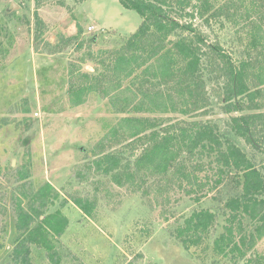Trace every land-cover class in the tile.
Wrapping results in <instances>:
<instances>
[{
  "label": "rangeland",
  "instance_id": "374dc122",
  "mask_svg": "<svg viewBox=\"0 0 264 264\" xmlns=\"http://www.w3.org/2000/svg\"><path fill=\"white\" fill-rule=\"evenodd\" d=\"M35 10V0H0V204L5 210V214L0 212V229L5 226L0 235L5 244L0 250V264H8L18 237L13 200L20 194L18 188L22 181L16 180V174L21 168H27L30 174L24 190L33 193L51 184L54 190L50 193L52 201H46V212L62 210L68 217L66 231L56 242L61 264H244L231 254L219 255L213 249V242L226 223L225 203L241 193L234 172L218 189L201 195L199 200L196 196L209 186L187 194L173 183L160 187L154 177L148 178L142 189L119 187L110 177L99 174L91 173L87 181L77 178L76 172L92 161V149L99 140L121 117L134 113L117 110L109 98L97 91L90 93L81 105L71 103L69 70L72 66L79 65L81 71L94 75L110 72L99 62L82 63L80 58L85 49L78 51L77 41L67 39L78 34L77 40H93L91 49L85 52L103 50L102 60L108 64L113 52L139 28L140 14L125 8L119 0L82 3L65 0L63 5L58 0H44L39 13L45 34L40 37ZM240 14L235 22L224 17L209 24L198 17L186 20L204 38L201 44L204 50L210 52L209 45H218L238 62L247 56L249 29L247 15L244 11ZM77 23L82 26L80 34ZM47 42L60 46L48 47ZM204 64H209L203 75L210 101L207 109L189 115L181 113V107L137 114L155 120V127H149L148 133L163 132L174 125L211 121L264 171V152L256 150L230 127L232 117L241 113L225 111V78L218 64L208 59ZM140 76L147 78L142 73ZM261 94L264 96V87ZM258 139L264 141V131ZM111 148L124 162L133 163L144 146L141 140L122 139ZM181 160L187 162V155L183 154ZM209 160L196 157L188 161L187 170L192 164L202 162L205 166L195 172L204 182L210 179V185L216 173ZM76 195L96 198L97 207L92 216L85 215L72 201ZM63 200H67L65 206L61 204ZM201 208L217 214L216 226L202 245L187 249L176 237L177 227ZM256 250L264 253V238ZM32 261L53 264L45 250L37 246L32 248Z\"/></svg>",
  "mask_w": 264,
  "mask_h": 264
},
{
  "label": "trees",
  "instance_id": "16d2710c",
  "mask_svg": "<svg viewBox=\"0 0 264 264\" xmlns=\"http://www.w3.org/2000/svg\"><path fill=\"white\" fill-rule=\"evenodd\" d=\"M76 1L82 3L86 0ZM119 1L125 8L137 11L142 21L137 31L113 52L108 64L102 60L103 50L85 52L89 47L91 49L93 40H77L78 34L67 39L77 41L78 51L85 49L80 58L82 63L99 62L110 72L94 75L81 71L79 65L72 66L69 70L71 103L81 105L90 93L97 91L109 98L117 110L134 113L121 117L99 140L92 149V161L76 172L77 178L87 181L91 173L99 174L110 177L119 187L142 189L147 179L154 177L160 187H169L173 183L187 194L209 186L196 196L199 200L201 195L218 189L234 172L241 193L226 201V223L223 232L215 238L213 249L219 255L231 254L244 264H264V253L256 250L264 238V171L211 121L174 125L163 132L152 130L148 133L149 127H155V120L137 114L173 111L181 107V113L189 115L207 109L210 101L203 75L209 68V64H204L208 59V62L218 64L219 72L225 78V111L241 113L232 117L231 129L256 150L264 152V141L258 139L264 131V96L261 94L264 87V0ZM58 3L63 5L65 0H58ZM35 4L36 28L41 37L45 34V25L39 10L44 0H35ZM231 7H234L233 12ZM241 11L248 19V48L247 56L238 62L218 45H209L210 52L204 50L201 45L204 38L194 24L186 20L198 17L209 24L224 17L235 22ZM77 27L78 33H82V26L77 23ZM172 36L178 37L173 40ZM47 46L58 49L60 45L47 42ZM140 73L147 78L141 77ZM122 139L142 141L144 148L133 163L124 162L122 156L111 148ZM183 154L187 155V162L181 160ZM196 157L210 159L209 165L216 173L210 185V179L204 182L195 172L205 166L202 162L192 164L187 170L188 161ZM29 177L27 168L17 170L16 180L22 181L18 188L20 194L13 200L18 237L8 264H33V246L43 248L53 264H61L56 242L66 231L68 217L62 210L46 212V201H52L50 193L54 190L51 184L33 193L24 190ZM72 201L87 216H92L97 207L96 198L76 195ZM37 202L41 204L36 206ZM66 203L67 200H63L61 204L65 206ZM3 208L0 204V212L5 214ZM216 223L215 212L207 208L196 209L177 227L176 237L187 249L198 247ZM4 230L5 226L0 229V235ZM4 247L0 239V250Z\"/></svg>",
  "mask_w": 264,
  "mask_h": 264
}]
</instances>
